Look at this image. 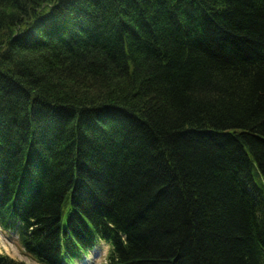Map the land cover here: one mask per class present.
<instances>
[{
    "label": "trees",
    "instance_id": "obj_1",
    "mask_svg": "<svg viewBox=\"0 0 264 264\" xmlns=\"http://www.w3.org/2000/svg\"><path fill=\"white\" fill-rule=\"evenodd\" d=\"M0 228L38 264H264V0H0Z\"/></svg>",
    "mask_w": 264,
    "mask_h": 264
},
{
    "label": "rangeland",
    "instance_id": "obj_2",
    "mask_svg": "<svg viewBox=\"0 0 264 264\" xmlns=\"http://www.w3.org/2000/svg\"><path fill=\"white\" fill-rule=\"evenodd\" d=\"M65 218V215L63 216V219ZM0 251L7 252V255L12 256L14 259H20L21 256L25 253L24 249L22 248L20 241L18 240V235L16 232H7L3 231L0 228ZM90 253H94L96 257H99L101 255L100 250L95 247L91 252L87 254V256ZM85 258L82 261H71L69 259H64L63 264H89L88 261H84Z\"/></svg>",
    "mask_w": 264,
    "mask_h": 264
},
{
    "label": "clouds",
    "instance_id": "obj_3",
    "mask_svg": "<svg viewBox=\"0 0 264 264\" xmlns=\"http://www.w3.org/2000/svg\"><path fill=\"white\" fill-rule=\"evenodd\" d=\"M2 246V245H0ZM96 247L100 250L101 255L96 257L94 253H90L85 257V260L89 264H111L109 256L111 254L112 245L103 239L98 238ZM7 252L0 251V256H6ZM7 258L13 261V264H38V261L32 257L31 254L26 252L21 256L20 259H14L12 256L8 255Z\"/></svg>",
    "mask_w": 264,
    "mask_h": 264
}]
</instances>
